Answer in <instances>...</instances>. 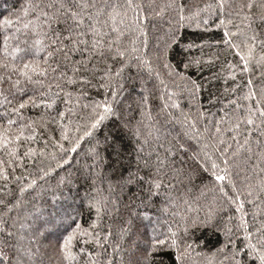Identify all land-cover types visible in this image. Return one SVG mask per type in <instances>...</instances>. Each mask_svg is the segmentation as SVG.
<instances>
[{"label": "trees", "instance_id": "obj_1", "mask_svg": "<svg viewBox=\"0 0 264 264\" xmlns=\"http://www.w3.org/2000/svg\"><path fill=\"white\" fill-rule=\"evenodd\" d=\"M82 2L0 0V59H6L3 37L9 31L15 33L18 21L32 19L40 11H48L54 17L46 34L51 37L59 33L70 49L71 42L64 38L70 31L75 37V28L67 10L71 7L80 12L76 5ZM110 2L126 4V0ZM133 2L142 4L143 15L147 16L141 21L144 33L127 32L121 46L131 48V42L136 39V46L151 60L152 71L133 58L119 77L111 81L102 79L109 65L115 73L123 62L119 58L113 60L106 53L103 57L93 56L88 63L89 71L77 73L75 84L69 85L50 73L46 84L55 79L63 92L53 88L42 98L49 103L55 99L51 107L40 104L23 110L25 119L21 122L31 119L35 129L31 140L22 137L19 141L17 155L23 159L11 157L14 163L10 166L7 151L0 149V160L5 162L0 167L8 175V179L0 175V264H69L61 245L77 225L88 229L94 237L99 236L100 242L97 244L93 239L85 244L88 237L77 233L73 241L77 259L71 264H145L153 227L157 231H166L169 224L176 228L183 217L198 221L195 229L180 233L191 249L182 260H177L176 250L165 247L151 257V264H230L233 249L247 242L241 226L242 214L253 243L259 235H264V117L257 112L252 126L240 122L241 144L247 136L245 129L251 132L247 137L249 143L243 148L238 149L231 139L232 125L248 114L249 107L253 110L264 107V19H261L264 0H224L222 10L216 7L218 0ZM179 3L185 4V15L206 4L212 5V9L201 13L204 18L211 14V21L201 29H176L175 4ZM249 3L253 5L251 9L247 7ZM49 4L54 7L49 8ZM29 5L32 6L30 15L25 17L24 9ZM221 13L225 21H231L226 28L215 26ZM132 15L129 10L128 16ZM9 20L12 24L6 25L5 21ZM173 30L177 31L176 43L166 48ZM226 30L231 34L228 38L224 36ZM87 39L90 41L91 37ZM225 39L238 47L224 43ZM190 42L196 47L188 50L186 46ZM250 48L251 56L248 55ZM188 57L201 58L200 67L185 70L183 62ZM242 57L248 60L246 70ZM81 59V52H70L67 60L60 53L51 63L53 66L58 63L61 70L73 76L71 68ZM164 63H171L177 71H186L187 77L195 80L200 89L193 91L190 84L186 85L175 75L169 76ZM156 71L171 89V100L167 99L168 89L159 83ZM0 74L7 75V71L0 68ZM80 75L86 76L90 83L81 82ZM101 84H110L118 93L114 113L91 137L80 141L75 152L66 153L77 136V126L81 134L86 130L93 114L92 105L106 95L109 101L113 100L111 92L100 87ZM8 87L5 82V90ZM43 91L44 88H39L29 95L38 97ZM250 91L255 95L250 96ZM145 96L148 97L146 105ZM9 99L12 104L8 108L20 103L19 95ZM2 100L0 97V121L16 119L14 115L4 117L6 107ZM173 102L179 107H171ZM165 103L169 107L165 108ZM61 111L65 118L53 123ZM222 118L221 135L215 131V121ZM16 127L13 126V131ZM62 131L67 140L61 139ZM27 136H32V132L26 130ZM220 139L225 141L224 145L217 144ZM228 144L232 146L228 153V179L216 181L211 174V162H217L221 169L224 165L223 157L215 149L219 147L222 152ZM28 148L34 151L25 157ZM205 153L211 160H207ZM157 157L166 161L159 173ZM33 180L35 184L31 183ZM154 180L162 182L159 189L152 185ZM221 186L233 200L240 194L244 202L241 210H237L240 201L225 198ZM93 221L96 226L90 228ZM81 248L85 251L81 252ZM89 252L93 253L92 257L88 256ZM181 252H185L183 245ZM244 260L245 264H259L247 253Z\"/></svg>", "mask_w": 264, "mask_h": 264}, {"label": "snow or ice", "instance_id": "obj_2", "mask_svg": "<svg viewBox=\"0 0 264 264\" xmlns=\"http://www.w3.org/2000/svg\"><path fill=\"white\" fill-rule=\"evenodd\" d=\"M175 3V0H173ZM32 6L29 5L24 9V15L27 17L30 15L29 8ZM49 8L54 7V5L49 4ZM61 8L64 7L63 4L60 5ZM76 7L80 8V12L75 11L73 8L69 7L67 12L71 15L74 28H75V37L73 36L72 31L69 32V35L64 39L71 42V48H68V45L63 42L60 38L59 33H53V36L49 37L46 33L51 30V21L54 17L50 16L48 11H40L38 14L33 15L32 19L18 21L19 27L15 29V33L9 31L8 35L3 37V53L6 59H0V68L5 69L7 71V75L0 74V97L3 98L2 104L6 107V111L4 112V117L9 115H14L16 119H6L0 121V149L7 151L9 160L7 163L11 166L14 161L11 157H15L17 160L23 159L17 155L19 141L21 138L31 140L35 135V129L33 128V121L31 119L27 120V123H22L21 121L25 118L22 116V112L25 108L31 106L32 108L38 107L40 104H43L45 107H51L52 103H55V99L52 100L51 103L46 99H42L49 91L53 88L60 89L63 92V88L61 84L56 83L55 79L52 80V83L46 84V81L50 79V73L53 77L58 76L63 79L67 84H75L77 81L74 79L77 73L88 72V63L91 61L93 56L103 57L105 54H110L112 59L115 60L117 58L121 59L123 62L116 69L115 73L112 72L111 65H109L105 76L102 79H107L111 81L113 77H119L124 69L128 66L131 60L134 58L139 61V65L142 67H146L149 71H152V64L150 59H146V53L140 51V48L137 45V40L134 39L131 48H123L122 38L129 31H134L138 34L144 33V27L142 24V20H146L147 16L143 15V5L140 3H134L133 0H126L125 5H119L116 3L110 2V0H84V2L79 3ZM212 5L206 4L203 8L197 9L194 12H190L188 15H185L186 6L184 3L175 4L176 8V29L182 28H195L201 29L204 26L208 25L211 21V14L204 18L201 16L202 12H206L212 9ZM217 9L222 10L224 8V0H218ZM249 9L253 7L251 3L247 5ZM123 9V11H121ZM131 10L133 15L131 17L128 16V12ZM159 14V13H157ZM103 17V19H101ZM264 19V16L261 17ZM231 23V21H225V19L219 18V22L215 25L217 28L222 25L227 27V24ZM6 25L12 24V21H5ZM83 29V30H81ZM105 29H108L105 31ZM113 33L115 35H113ZM31 34V36L29 35ZM23 36V39L21 38ZM91 37V40L87 39V37ZM177 31L173 30L172 36L169 38V43L166 44V48L171 47L172 43H176ZM224 36L226 38L230 37L231 34L226 30L224 32ZM111 37V39H109ZM253 41L255 40V36L251 38ZM224 43L230 44L231 47L237 48L238 45L231 44L230 39H225ZM81 45L84 47L81 48ZM254 46V45H253ZM146 47V45H145ZM188 50L196 47L195 44L191 42L186 46ZM70 52H81L82 59L81 61L76 62L71 71L73 76H68L66 70H61L60 65L57 63L53 66L52 61H55L58 54L62 53L64 59L67 60ZM251 56V48L248 53ZM10 58V59H7ZM245 70L248 66V60L243 58ZM201 64V58L198 57H188L183 62V67L185 70L189 68H199ZM83 66V67H81ZM233 67H235L233 65ZM163 68L168 71V75L177 76L181 81H183L186 85L190 84L193 91H198L200 89V85L195 81L191 80L186 75L185 72L177 71L175 66L171 63H164ZM156 77L159 80V83L165 88L168 89V85L164 83V80L160 78V72H155ZM79 80L81 82L90 83L87 81L86 76L80 75ZM8 83L9 87L5 90L4 84ZM251 84V81H249ZM100 87L105 88L106 91H110L113 97L112 101H109L107 95L103 100L96 101L93 105V114L89 123L85 126L86 130H84L81 134L80 127L77 126L76 132L77 136L71 141V147L66 151V153L75 152L77 148L80 146V141L84 140L86 137H91L94 131L112 115L115 111L113 104L115 102V97L117 96V91L110 87V84H101ZM39 88H44L45 91L39 92L38 97L34 95H29L30 92L36 93ZM7 92V94H6ZM167 99H172L171 89H168ZM65 95H69L68 93H64ZM19 95L20 103L14 107L8 108V105L12 104V100L9 97H16ZM55 95V94H53ZM250 96H254L255 92L250 91ZM161 99H164V95L162 94ZM247 99V97H246ZM148 97H144V104H147ZM257 103H260L258 100ZM164 107H169L168 103L164 104ZM171 107L178 108L179 104L173 102ZM248 114L245 117H239L237 122L232 125L231 131L233 135L231 137L232 141H234L238 149L243 148L245 145L249 143L248 136L251 135V132L248 128L245 129L247 136L244 139V143L241 144L239 141V137L241 135L240 132V122L242 121L244 124L248 126H252L255 124V120L253 117L257 112L264 117V107L253 110L251 107L248 108ZM58 120L53 118V123H58L65 118V113L63 111L58 113ZM151 117L149 116V119ZM187 123V118L185 119ZM223 122V118L221 120L215 121L216 123V133L221 134L220 124ZM195 123L194 121L192 122ZM264 123V122H262ZM13 126H17L15 131H13ZM32 132V136L25 137V131ZM207 131V129H205ZM222 135V134H221ZM61 139L67 140L68 137L61 132ZM107 139V138H106ZM218 145H224L225 141L220 139L217 141ZM63 148V145H60ZM183 147V146H181ZM207 147V145H205ZM220 153V156L223 157L222 163L224 168L221 169L220 165L214 160L211 162L212 176L216 181H225L228 179L227 170L229 165L228 153L232 151L231 144H228L227 147H224L223 151H220L219 147L215 149ZM32 148H28L27 152H25L24 156L28 157L33 153ZM95 152V149H93ZM236 153H233L235 156ZM207 160H211V157L208 156V153H205ZM207 160L204 162L207 164ZM67 161H65L66 163ZM165 160L157 157L156 165L157 172L159 173L160 169L164 167ZM5 162L0 160V165H3ZM59 166V165H58ZM203 166V165H202ZM207 170V167H205ZM49 171H52L49 169ZM220 174H217V173ZM0 175H2L5 179H8L7 172L4 167H0ZM47 175V173L45 174ZM16 179H19L17 177ZM35 184L36 181L33 180L31 182ZM152 185L159 189L161 187V181L154 180L151 181ZM231 183V181H229ZM30 185H26L25 187H29ZM233 190L235 191V185H232ZM23 191V189H21ZM221 193L228 200L235 202L237 200L240 201L238 206V211L243 208V200L240 199V194H236L235 200L233 197L225 191L223 186L220 187ZM145 218H147V214L143 213ZM100 216V209L97 208V219ZM198 221H189L187 217H183L181 220V224L176 228H173L171 224L168 225L166 231H157L156 227H153V236L151 237V243L148 245V252L145 264H151V257L155 255L157 250L164 249L165 247L169 249L176 250V259L182 260L183 256L186 254V251L191 249V244L187 243L180 236V233L183 232L187 234L189 229H195L197 227ZM96 221H93L90 228H95ZM241 226L245 229V239L246 243L242 247H236L233 249L229 259L230 264H245L244 254L247 253L249 258L255 257L259 264H264V235H259V238L256 239V242L253 243V236L250 231H247L248 225L243 219V214L241 216ZM258 234L260 230H257ZM77 233L81 236H87L88 240H85L84 243L87 244L90 240L95 239L96 243L99 244V236H93L92 232L88 231V229H81L79 225L77 228L70 233L67 237H65L63 244L61 245L62 253L65 259L71 264V262L77 259V253L73 251V241L77 237ZM111 233L108 234L110 236ZM108 236H105L104 239L107 240ZM231 243V240H229ZM185 248V252H181V247ZM81 252H84L85 249L81 248ZM89 257L93 256V253H88Z\"/></svg>", "mask_w": 264, "mask_h": 264}]
</instances>
